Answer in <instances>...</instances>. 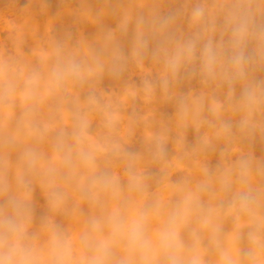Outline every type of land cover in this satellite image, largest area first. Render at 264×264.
I'll return each instance as SVG.
<instances>
[{
  "label": "clouds",
  "instance_id": "obj_1",
  "mask_svg": "<svg viewBox=\"0 0 264 264\" xmlns=\"http://www.w3.org/2000/svg\"><path fill=\"white\" fill-rule=\"evenodd\" d=\"M0 33V264H264V0H0Z\"/></svg>",
  "mask_w": 264,
  "mask_h": 264
},
{
  "label": "bare ground",
  "instance_id": "obj_2",
  "mask_svg": "<svg viewBox=\"0 0 264 264\" xmlns=\"http://www.w3.org/2000/svg\"><path fill=\"white\" fill-rule=\"evenodd\" d=\"M21 2L23 3L24 0H21ZM68 23H70V18H66L65 19V25L64 26H66ZM109 23H111V21H109ZM64 26H59V27L62 28ZM93 31L94 30L91 29V28L88 29L89 38H91V34L93 33ZM3 35H4L3 33H0V37H2ZM29 43L30 44L32 43V40L31 39L29 40ZM167 111H171V109L169 108V109H167ZM189 139L190 140L192 139V134L191 133H189ZM137 147H139V145H137ZM256 154L258 156L264 154V152L261 151V146L260 145H257V147H256ZM41 203H42V201H41Z\"/></svg>",
  "mask_w": 264,
  "mask_h": 264
}]
</instances>
